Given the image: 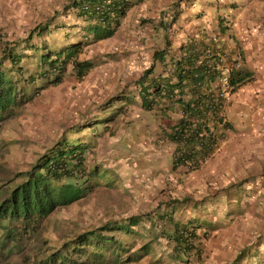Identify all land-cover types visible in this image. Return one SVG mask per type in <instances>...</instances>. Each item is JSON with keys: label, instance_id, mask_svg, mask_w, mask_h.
<instances>
[{"label": "trees", "instance_id": "1", "mask_svg": "<svg viewBox=\"0 0 264 264\" xmlns=\"http://www.w3.org/2000/svg\"><path fill=\"white\" fill-rule=\"evenodd\" d=\"M142 1L67 0L61 14L56 12L55 18L44 24H37L26 37L7 46L0 56V125L16 114V109L33 100L42 89L60 83L68 65L78 79L85 78L99 61L95 58L80 59L82 51L89 44L112 37L127 12ZM187 1L190 0H175L171 7L161 11L163 16L159 20V26L165 31L164 46L153 52V59L161 63V71L157 72L156 67L151 64L136 83V86H142L139 91L142 114L145 116L154 113L153 121L158 122L157 127H162L161 118L167 116L170 107L182 111V118L177 124L170 125L172 132H168L166 136L168 141L181 146V154L172 164V180L180 178L185 166L192 164L198 168V160L212 152L210 144H205L201 152L194 151L193 144L197 135L195 129L215 130L206 114L209 106L202 103V100L204 96H208L209 84L222 71L219 54L210 49L208 43L196 38H190L178 46L177 53L170 58L171 65L165 62L167 47L173 41L166 29L175 23L180 14L178 8L181 10L188 6ZM192 1L194 4L200 0ZM214 1L208 0L207 5L214 4ZM219 3L222 1L219 0L217 5ZM225 4L231 8L236 7L231 2ZM197 5L200 6L199 3ZM171 10L173 13L169 14ZM202 14L203 10L200 9L196 12V18ZM223 18L221 21H225ZM225 22L221 25L223 30L230 26L228 20ZM220 44L223 45L221 50L224 58L230 60L233 50L223 42ZM100 61L104 60L101 58ZM171 68V76L164 79L163 71ZM252 76L249 70L234 67L229 73L230 82L236 89L252 79ZM164 100L171 103L165 105ZM113 102H119L120 107H113ZM130 103L132 99L128 94L121 93L97 105L93 113L88 112L68 131L61 133L28 169L17 171L10 179L2 182L0 239L14 249L7 257H0L19 255L24 248L25 239L29 240L41 220L47 219L57 209L82 199L92 189L114 186L115 180L107 173L110 168L117 170L119 175L116 176L120 180L123 179L122 171L126 170L125 167L132 168L130 178H134L133 180H137L136 171L144 172L147 169L153 156L143 154L142 157L126 160L121 168L117 159L88 164L89 152L99 144L104 133L107 132L110 137L116 135L110 124L121 112L120 108ZM135 124L137 128L133 131L132 140L128 137L118 140L117 146L131 148L141 137L142 140L151 142L146 136L150 135L151 126L141 121ZM125 125L130 126L129 123ZM152 135H157L156 138L162 140L160 133L154 132ZM134 151L140 153L138 150ZM156 156L154 152V158ZM135 158H138L139 164H136ZM248 182L249 180L239 182L234 190ZM182 201L177 198L167 202L160 201L152 210L131 214L119 220H106L99 226L77 232L72 238L70 236V239L54 250L48 251L47 247L42 249L34 245L37 246V252L32 256L23 254V260L26 261L24 264L32 259L37 261L36 264L130 263L154 250L157 252L158 248L160 252L155 264H169L172 260L180 264H206L204 249L199 244L202 240L200 235L208 234L211 229H215L216 223L221 224L224 220L221 215H216L210 222L200 214L196 216V212H191L185 220L178 218L174 213L176 203H186V206L192 203L187 197ZM204 202H194L193 207L195 210L208 209ZM231 216L232 212H227L226 217ZM260 244L261 242L258 246L253 244L249 248L244 247L228 264H253L260 261L262 256L257 255ZM216 257L217 255L214 259ZM211 262L214 263V260ZM211 262L209 263L212 264Z\"/></svg>", "mask_w": 264, "mask_h": 264}, {"label": "rangeland", "instance_id": "2", "mask_svg": "<svg viewBox=\"0 0 264 264\" xmlns=\"http://www.w3.org/2000/svg\"><path fill=\"white\" fill-rule=\"evenodd\" d=\"M167 1L152 0L132 7L115 35L87 46L80 55L81 59L95 58L99 61L85 78L78 79L68 66L61 83L42 89L33 100L1 124L0 185L17 171L28 169L61 133L68 131L88 112L93 113L97 105L121 93L128 94L132 103L120 108L121 112L110 124L116 135L110 137L107 132L104 133L99 144L89 152L88 164L117 159L121 168L133 155L142 157V154L153 156V161L144 172L136 171L137 180L130 178V166V169L125 167L126 170L122 171V180L116 176L119 175L117 170L110 168L107 173L115 180L114 186L92 189L82 199L57 209L47 219L41 220L29 240L25 239L19 255L7 259L0 257V264H23V254L32 256L37 252V246L54 250L70 236L72 238L77 232L99 226L106 220H119L152 210L160 201L167 202L173 198L182 201L185 197L191 199L192 203L187 206L186 203L181 205L183 201L176 203V217L185 220L191 212H196V216L200 214L210 222L216 215H221L224 220L221 224L216 223L215 229L208 234L200 233L202 240L199 244L204 249L206 264L213 260L212 264H228L241 249L253 244L258 246L259 242L262 258L253 264H264V237L258 239L257 235L264 229V90L259 86L264 84V74L251 71L252 79L239 88L231 104L233 109H229L230 127L227 128L226 138L220 149L201 168L185 172L177 180L156 182L157 186L153 184L157 177L170 176L169 153L173 145L163 131L161 141L156 138L157 135H152L155 128L158 130V122L153 121L154 113L143 116L139 97L142 86H136V83L153 62L159 66L158 60L153 59V52L162 48L163 30L158 26V15L155 13L157 5ZM199 2L208 3V0H200L194 5ZM192 3L190 0L186 5ZM66 4L67 0H0V55L10 42L13 44L26 37L37 24L55 18L56 12L61 14ZM194 14L191 12L189 16L193 17ZM178 45V41L175 42L169 54ZM235 49H240L239 45L237 47L235 44ZM156 69L160 71L158 67ZM244 70H247V66H244ZM168 73L165 71L163 75L167 76ZM113 103V107H120L119 102ZM168 111L170 114L161 118L163 129L177 121V110L169 108ZM139 121L151 126L150 135H146L151 142L141 137L131 148L117 146L118 140L127 137L132 140L133 131L137 128L135 123ZM128 123L130 126L125 125ZM99 131L103 130L99 127ZM154 152L155 156L161 154L156 160ZM135 160L139 164L138 158ZM153 167L162 170L161 176L155 174ZM166 169L168 171L164 172ZM247 180H250L248 184L234 190L239 182ZM199 201H205L208 209L195 210L194 202ZM230 211L232 216L227 218L226 214ZM13 249L0 239V256L7 257ZM154 251L142 258L153 263L154 259H158L160 249ZM36 262L33 261L34 264ZM169 264L180 263L172 260Z\"/></svg>", "mask_w": 264, "mask_h": 264}, {"label": "crops", "instance_id": "3", "mask_svg": "<svg viewBox=\"0 0 264 264\" xmlns=\"http://www.w3.org/2000/svg\"><path fill=\"white\" fill-rule=\"evenodd\" d=\"M151 1L152 0H143L137 5ZM173 1L175 0H169L161 5H157L155 15H158V26L160 25L159 20H161L163 16L161 15V11L171 7ZM218 1L219 0H215L214 4L211 3L210 5H207L208 3L199 2V7L197 4H191L181 10L179 7L178 11H180V14L177 15L175 23H172L170 27L166 29L172 34H175L172 46L177 41L179 44L182 42L185 43L190 38H196L199 41L202 40L205 44L208 43L207 45L209 47H214L220 42L226 43L230 48L235 47L236 44L237 46L239 45L241 49V61L244 66H247V70L250 72L255 71V74H264V0H221L222 3L217 5ZM225 2L234 3L236 7L231 8L228 4H225ZM194 7H197V9ZM198 9L203 10V14L201 17L196 18V12L199 11ZM191 12H195L193 17L189 16ZM171 13H173L172 10L169 14ZM167 16H164V19H167ZM223 17H225V19ZM222 18L225 21H229L230 26L227 30H223L221 26L226 23L225 21H221ZM177 26L179 27L178 29ZM160 29L162 28L160 27ZM209 33H213V36ZM164 34L165 31L162 34V40ZM258 83L259 81H257V84ZM259 86L264 90V84H259ZM237 93L238 89L233 99L236 98ZM230 109H233V105ZM251 181L253 183V180ZM257 235L258 239L264 237V229L262 233ZM258 254L259 252H257V255ZM154 262L155 259L153 263H151L145 260V258H141L130 263L155 264Z\"/></svg>", "mask_w": 264, "mask_h": 264}, {"label": "clouds", "instance_id": "4", "mask_svg": "<svg viewBox=\"0 0 264 264\" xmlns=\"http://www.w3.org/2000/svg\"><path fill=\"white\" fill-rule=\"evenodd\" d=\"M119 29V28H118ZM163 33H164V31H163ZM167 33H171L170 31H167ZM28 35V34H27ZM115 35V34H114ZM174 35V34H173ZM173 35H170V38H172V40H173ZM109 38H111V37H109ZM106 39H108V38H106ZM106 39H103V40H106ZM103 40H101V41H103ZM98 42H100V41H98ZM95 43H97V42H95ZM183 43V42H182ZM182 43H180L179 45H181ZM12 43L10 42V44L9 45H11ZM92 44H94V43H92ZM9 45H7V46H9ZM89 45H91V44H89ZM88 45V46H89ZM178 45V46H179ZM224 45H226L227 46V44L226 43H224ZM6 46V47H7ZM163 46H164V44L162 45V48H163ZM222 46L223 45H221L220 43L219 44H217L216 46H214V47H210V49H213V51H215V52H217L218 54H219V57H220V60H221V64H224V65H226V66H228V70H227V72H226V75H227V77H228V82H229V85H230V98H229V100L228 101H226L223 105H222V107L220 108V111H219V114H216V115H214V116H210V115H208V109H206L207 110V112H206V114L208 115V118H209V120H210V124L215 128V130H201V129H195V134H197L196 136H195V138L200 134V133H203V132H205V133H208V135H207V137L206 136H204L205 137V141H206V144H210L211 146H212V152L210 153V155H208L207 157H205V158H203V159H199L198 161H199V164L200 165H198V168L196 167V165H189V166H185V168L183 169V174L185 173V172H192V171H195V170H198L199 168H201L202 167V165L209 159V158H211L219 149H220V147H221V145H222V142L225 140V138H226V133H227V128H229L230 127V120H229V118H228V114H229V109H230V107H231V104H232V102H233V97H234V94H235V92H236V90L238 89L239 90V88L242 86H240L239 88H235L232 84H231V82H230V77H229V73H230V71H231V69L234 67V68H237V69H244V64L242 63V61H241V57H240V51H241V49H238V50H236L235 49V47H231V49L233 50V52H232V54H231V59L230 60H228L227 58H222L221 56H222V50H221V48H222ZM5 47V48H6ZM87 47V46H86ZM85 47V48H86ZM172 47V45H169L167 48H168V50H167V54H166V56H165V62H167V63H169V65H171V61H170V58L173 56V55H175L176 53H177V50H178V47L175 49V51L172 53V54H169V49ZM228 47V46H227ZM238 47V46H237ZM4 48V49H5ZM161 48V49H162ZM229 48V47H228ZM158 50H160V49H158ZM84 51V50H83ZM82 51V52H83ZM3 52H5L4 50H2L1 51V54L3 53ZM82 54V53H81ZM80 54V55H81ZM168 55V56H167ZM1 56V55H0ZM169 57V58H168ZM79 58H80V56H79ZM81 59V58H80ZM86 59H88V58H86ZM154 61H156V60H154ZM159 63V62H158ZM220 64V65H221ZM98 65V64H97ZM153 65H154V67H158L159 68V70L161 71V67H160V65H161V63L159 64V66H157L156 65V63H154L153 62ZM68 66H70V65H68ZM67 66V67H68ZM67 67H66V72H65V75L67 74ZM71 67V66H70ZM95 67V66H94ZM71 70H72V68H71ZM157 70V69H156ZM223 70V69H222ZM166 71H168L169 73H168V75L167 76H165V75H163V77H164V79H167L169 76H171V74H172V68L171 69H169V70H166ZM90 72V71H89ZM157 72H159V71H157ZM165 71H163V73H164ZM72 73H73V71H72ZM74 74V73H73ZM64 75V76H65ZM75 75V74H74ZM64 76H63V78H64ZM87 76V75H86ZM221 76V74L219 75V77ZM218 77V78H219ZM218 78L215 80V81H213V83H211V84H209V90H208V94H210V93H214V91H215V84H216V82H217V80H218ZM62 81H63V79H62ZM61 81V82H62ZM60 82V83H61ZM248 82V81H247ZM59 84V83H58ZM53 85H56V84H53ZM244 85V84H243ZM205 97V96H204ZM204 100V99H203ZM203 100H202V103H204L203 102ZM171 102L170 101H165L164 100V104L165 105H169ZM23 106V105H22ZM22 106H20L18 109H16V113L18 112V110L19 109H21V107ZM170 108H172V107H170ZM215 110V109H214ZM169 111L167 110V114H170V112L168 113ZM175 113H176V116H177V121L176 122H174V123H172V124H177V122L180 120V118H182V116H183V114H182V111H179V110H177V112L175 111ZM15 115V114H14ZM13 115V116H14ZM12 117V116H11ZM9 119V118H8ZM7 120V119H6ZM184 120H186V119H184ZM5 121V120H4ZM3 121V122H4ZM2 122V123H3ZM1 123V124H2ZM1 126V125H0ZM163 127V126H162ZM158 128V130L155 128L154 130H155V132H158V133H160L161 134V131H163L165 134H166V136H167V133L168 132H172V129H171V127H170V125L169 126H164V129L163 128H161V127H157ZM167 139V138H166ZM168 140V139H167ZM195 140V139H194ZM170 142V141H169ZM171 143V142H170ZM172 145H173V147L171 148V151H170V153H169V159H170V165L168 166V168L171 170L170 171V176L168 175V174H166V176L164 177V178H162V179H159V177H157V179H154V182H153V184L155 185V186H157V183L156 182H158V183H162V182H164V183H166L167 181H170V179H172V174L174 173V166L172 165L173 164V161L174 160H176V158H177V156L178 155H180L181 154V150H180V148H181V146L179 145V144H177L176 142L174 143H171ZM195 144V143H194ZM193 144V145H194ZM161 154H158L157 156H156V158H155V160L156 159H158L159 158V156H160ZM163 155V154H162ZM133 157H136L135 155H133ZM155 170H156V172H155V174H157L158 173V176H161V174L163 173L162 172V170L161 171H159L160 169H157V168H155V167H153ZM167 172L168 170L166 169V170H164V172ZM2 258V257H1ZM7 259V258H6ZM35 259H32V260H30V261H28L26 264H29V263H31V264H34L33 263V261H34ZM22 261H24L23 260V258H22ZM24 262H26V261H24ZM24 262H21V263H23L24 264Z\"/></svg>", "mask_w": 264, "mask_h": 264}, {"label": "built area", "instance_id": "5", "mask_svg": "<svg viewBox=\"0 0 264 264\" xmlns=\"http://www.w3.org/2000/svg\"><path fill=\"white\" fill-rule=\"evenodd\" d=\"M222 58L224 55L222 54ZM220 68L223 69L221 71V76L218 78L215 84V91L214 93L208 94L207 97H204L203 102L209 106L208 108V115L214 116L219 114L220 108L222 105L229 100L230 98V85L228 82V77L226 72L228 70V66L221 64ZM215 109V110H214ZM208 133H200L195 138V144L193 146L194 151L201 152L202 147L206 144L205 137H207ZM211 146V145H210Z\"/></svg>", "mask_w": 264, "mask_h": 264}]
</instances>
